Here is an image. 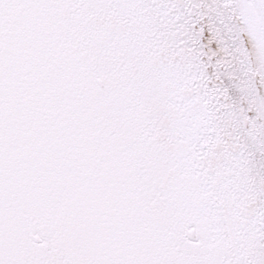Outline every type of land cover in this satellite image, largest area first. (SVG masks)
<instances>
[{
    "label": "snow or ice",
    "instance_id": "snow-or-ice-1",
    "mask_svg": "<svg viewBox=\"0 0 264 264\" xmlns=\"http://www.w3.org/2000/svg\"><path fill=\"white\" fill-rule=\"evenodd\" d=\"M0 264H264V0H0Z\"/></svg>",
    "mask_w": 264,
    "mask_h": 264
}]
</instances>
